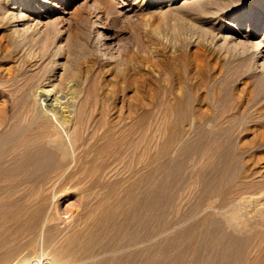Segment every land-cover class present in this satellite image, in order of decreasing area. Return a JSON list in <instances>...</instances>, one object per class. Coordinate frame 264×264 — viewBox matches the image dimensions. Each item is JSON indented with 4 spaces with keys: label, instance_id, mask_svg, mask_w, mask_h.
Instances as JSON below:
<instances>
[{
    "label": "bare ground",
    "instance_id": "obj_1",
    "mask_svg": "<svg viewBox=\"0 0 264 264\" xmlns=\"http://www.w3.org/2000/svg\"><path fill=\"white\" fill-rule=\"evenodd\" d=\"M179 3L198 7L190 25L218 61L206 65L193 52L190 82L174 79V59L156 63L157 78L145 64L140 81L134 59L119 66L110 52L113 38L99 29L93 37L82 15L70 33H54L50 5L61 8L69 0H0V33L14 47L0 59V264L264 261L260 247L249 255L257 227L264 226V39L258 40L264 2L253 12L241 0H148L149 8L168 7L165 14ZM161 44L182 58L194 45L181 40L179 28ZM239 60L247 77L233 84ZM146 83L153 86L144 94ZM152 116L161 118L158 135L168 134L159 147L156 142L154 156L144 145L147 124L137 122L136 138L129 130L132 117ZM186 154L187 174V161L178 159ZM142 183L148 188L137 198L143 210L174 213L161 219L158 234L187 224L191 231L137 248L145 236L138 240L126 226L145 225L148 217L123 203L132 184ZM72 195L81 209L61 211Z\"/></svg>",
    "mask_w": 264,
    "mask_h": 264
},
{
    "label": "rangeland",
    "instance_id": "obj_2",
    "mask_svg": "<svg viewBox=\"0 0 264 264\" xmlns=\"http://www.w3.org/2000/svg\"><path fill=\"white\" fill-rule=\"evenodd\" d=\"M137 1L138 0H100L99 2H95L93 0H69V4L64 5V6L61 5V8H59V6L53 7L52 5H50V8H52L53 10L51 11L52 15L49 17L50 19L48 18L47 21H50V22L52 21L51 23H49V25L51 26V29L53 27L52 30L54 33L58 32V31H64V33L68 34L71 32L70 31L71 25L73 24L75 19L78 18L80 15L84 16L85 20H87L86 25H87L88 29L90 30L93 37L95 36L94 31L99 29V31L104 32V34L106 36H111V38H113L110 41L113 42L114 47L110 49V52L115 56V59H116L119 66L122 65L123 67L122 66L121 67L124 68V67H126V62L128 61V59H132V58L134 59V62H136V67L139 68V69L137 68V71H138L137 74H138L140 81H143V79H145V76H143V75L141 76L139 73H141L143 71L142 70L143 68H144L145 72L147 71V69H146L147 67H145L146 65L147 66L150 65V68L151 67L153 68L152 69L154 72L153 77L157 78V76H156L157 74H155V73H157V71H156L157 68H155V67L156 66L158 67L159 63H162L165 61L166 62H169V61L174 62V60H176L174 62V64L177 65L175 67H177L179 74H176L177 73V71H176L175 76H174L175 78L174 77L173 78L178 80V79H181L182 77H184L185 80L190 82V77H189L190 74L189 73H191V71H189V69L191 70V67H188L187 65L190 66V63L193 61V59H192L193 52H194V54L199 53L200 58L203 60V62L206 65H209V64L212 65V63H214V62H218L217 60H214V58H212L208 48L206 47L207 49H205V45L200 44L198 42V39H200L202 41V38L200 37V34L197 33V31L195 32V30L190 25V22H191L190 20H191L192 16L198 12L197 6L187 5V7L186 6L183 7L179 3L178 4L179 8L177 7L178 9L175 8V9H173V11L170 10L168 12V14H165L164 11H167L166 8H168V7H164L163 9L156 10V8H154V7L149 8L148 0H145L144 4L142 6H140L141 2H137ZM158 1L167 3L170 0H158ZM262 2H264V0H241L242 7L243 6L251 7L250 10H253V12L257 11L258 4L262 3ZM73 8H77L79 13L70 14V12L72 11ZM67 11L69 12V14H65ZM245 11L246 10L244 9L243 12H245ZM65 16H66V18H68L69 16L70 17H69V19L66 20ZM262 18H264V14H262L260 16V19H262ZM64 20H65V22H64ZM63 28H65V29H63ZM176 28H179L181 40H187V41L193 40V44L195 45V46L192 45L193 47L188 48V50L190 51L191 54L190 55L188 54L186 58H182L181 57L182 55L180 54V52L170 53V52L164 51V48L161 44V40L163 42H166V41H169L170 39L173 38L174 30ZM240 29H241V31L246 30L245 24H243ZM155 30H158V32L155 33L154 32ZM4 34L6 35V39L4 38L5 37ZM1 37H2V39H0V59H1V57H3L6 54H11L12 51L14 50V47L12 44V38L6 32L4 33L3 31L0 33V38ZM8 37L11 39H9ZM260 39H264V24L261 28V31L259 32L258 40H260ZM5 50H6V53H5ZM7 50L10 52H8ZM205 51H207V52H205ZM165 52H166V54H165ZM165 55H167V58ZM179 56H180V58H179ZM137 62L140 63V65L137 64ZM150 62L153 65L150 64ZM156 63H157V65H156ZM234 65L236 66L237 70L239 71V72L237 71L238 77L236 76V79L233 78V80H232L233 84H236V81L243 80L244 77L245 78L247 77L246 76L247 66H245L244 63L241 64V60L236 61ZM182 68H184V69H182ZM180 70L182 72H185L186 70L187 71L185 73H180L181 72ZM144 71L142 73H144ZM165 74L167 75V77H171V79H173L167 70H165ZM242 74H244V75L242 76ZM140 76L142 78L143 77L144 78L141 79ZM184 79H181V80H184ZM146 84H147V88H146ZM146 84L141 86L142 87L141 90H143L144 94H146V92H149L148 89H150L151 84L153 86V83H151L150 85H148L149 83H146ZM145 89L147 90L146 92H145ZM143 93L141 91V95H143ZM3 99L4 98L0 96V108L2 107V104H3L2 102H4ZM132 118L133 119H129L130 136L132 138H136V137H138V135H140V133H138L140 131H138L137 127H135V126L137 125L138 121L143 120L145 122V124H147L146 130L144 133L145 134L144 137H146L145 139L148 140V141H146L144 139L145 140L144 145H146L145 147H147V150L149 151V153L154 156L155 153L157 152L159 145L168 137V134H166L165 137L160 136V134L158 135V132L156 130L158 124L161 121V118L159 116L148 117V119L147 118L146 119L140 118V117H135V118L132 117ZM159 119H160V121H159ZM151 123H153L152 126L150 125ZM131 125H133L134 128ZM154 126L156 127V129ZM150 127H151V130H149ZM147 130H148V132H147ZM151 134H153V136ZM155 137L158 140H155L156 139ZM153 138H155V139H153ZM159 138H161V139H159ZM158 141L160 144L158 143ZM146 142H148L147 143L148 146H147ZM156 142H157L158 147L155 146ZM151 143L152 144L154 143L153 145L155 146V150H154V146ZM173 157L174 156H171V155L167 156L165 160H172ZM178 159H181L185 163L187 161V163L185 164V170H184L185 173L187 174V172H189V166H190L188 164L189 163V154L184 155V157L179 156ZM158 162L159 161H155L154 163H152V165H150L149 168H154L157 165L156 163H158ZM145 170L146 169L143 170V177L145 175L144 174ZM135 177H137V176H134L131 178L132 182L135 180ZM131 180L129 181L130 186H131V183H130ZM170 181H171V186H170L171 190L173 189L174 191H176L177 187H176L175 182H174L175 181L174 177ZM135 187L136 186L134 184H132L131 189L128 191V193H129L128 195L130 198L128 197V200H126L123 203V207H124V209H128V208L134 209L135 208L134 210L140 211V213L142 214L143 217H145V218L148 217V222H146L145 225L139 224L138 222H132L129 224V226H126L129 228L130 231H134V232L138 233V235H136L138 240L141 239L143 236H145L146 240H144L142 242V244L146 242V244H145L146 246H150V245L155 246L156 242H160L162 240H167V239H173L175 237V235H177V234H181V233L184 234V233L191 231L192 226H189V224H187L185 226H178L179 228L177 226H170L171 229L168 228V231L173 230L172 232L169 231L168 233H165V234L164 233L158 234V230L163 227V226L160 227V224L162 223V221L163 220L166 221L165 220L166 217H167V220H172L174 217V213L168 211V213H166L165 215H163L161 217V216L157 215L156 210L154 212L149 211L150 213L147 210H143V208L140 205L141 201H139V199L140 198L143 199L145 197V195L147 194L148 188L146 187L145 184L143 185V183H142V185L137 186L136 188ZM174 187H175V189H174ZM133 197H134V199H133ZM137 198H139V199H137ZM77 200H78V197L75 195H72L71 198L67 202H65V204L62 206L61 211H69L72 208L81 209L80 206H78ZM112 200L117 202L118 198H113ZM161 219H162V221H161ZM121 220H122V217L116 218L117 223H120ZM141 227H144V228H141ZM175 227H176V229H175ZM181 227H184V228L182 230H180ZM212 227L216 228V229H224L225 226H211V228ZM135 229H136V231H135ZM145 229H147L146 232L147 231H149V232L146 233ZM203 230L202 231L204 233L205 227ZM256 231L258 234L256 236H253V238H252V241H251L250 247H249V255H250V252L253 253L252 251L257 250L256 248H259V247H260L259 249H262V252L264 254V247H263L264 246V226L257 227ZM143 232H144V234H143ZM148 233H149V235H148ZM133 237H132V239H133ZM150 240L152 242H149ZM206 240H207L206 236L203 235L202 241L204 243H206L205 242ZM142 244L136 245L137 248L140 249V248L146 247L144 244L143 245ZM134 246H133V248H134ZM261 264H264V261Z\"/></svg>",
    "mask_w": 264,
    "mask_h": 264
}]
</instances>
